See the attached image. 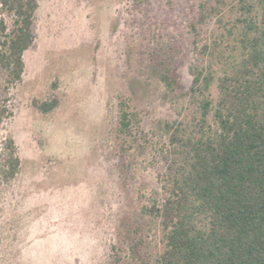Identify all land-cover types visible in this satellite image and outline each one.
Returning a JSON list of instances; mask_svg holds the SVG:
<instances>
[{
  "label": "rangeland",
  "instance_id": "obj_1",
  "mask_svg": "<svg viewBox=\"0 0 264 264\" xmlns=\"http://www.w3.org/2000/svg\"><path fill=\"white\" fill-rule=\"evenodd\" d=\"M196 2L152 0L140 10L134 0H39L37 45L24 54L15 116L0 131L22 160L13 181L0 176V264H112L115 253L122 264H147L141 208L161 192L158 126L174 111L145 62L154 38L176 37L179 88H189L185 22ZM52 97V113L32 107ZM120 102L137 114L135 142L118 129Z\"/></svg>",
  "mask_w": 264,
  "mask_h": 264
},
{
  "label": "trees",
  "instance_id": "obj_2",
  "mask_svg": "<svg viewBox=\"0 0 264 264\" xmlns=\"http://www.w3.org/2000/svg\"><path fill=\"white\" fill-rule=\"evenodd\" d=\"M151 2L134 0V7ZM39 7V0H0V131L15 116L13 90L23 82L24 54L37 45ZM185 23L188 89L178 84L183 48L176 37L154 38L145 62L174 117L158 126L166 141L161 192L141 208L153 244L144 260L264 264V0H197ZM59 103L34 99L32 107L46 115ZM119 106L118 129L135 142L137 114ZM21 165L7 134L0 141L2 180L13 181ZM133 253L142 255L138 247ZM112 264H122L118 253Z\"/></svg>",
  "mask_w": 264,
  "mask_h": 264
}]
</instances>
